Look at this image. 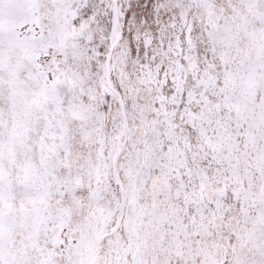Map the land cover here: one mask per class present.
Wrapping results in <instances>:
<instances>
[{"label":"snow or ice","instance_id":"snow-or-ice-1","mask_svg":"<svg viewBox=\"0 0 264 264\" xmlns=\"http://www.w3.org/2000/svg\"><path fill=\"white\" fill-rule=\"evenodd\" d=\"M0 264H264V0H0Z\"/></svg>","mask_w":264,"mask_h":264}]
</instances>
